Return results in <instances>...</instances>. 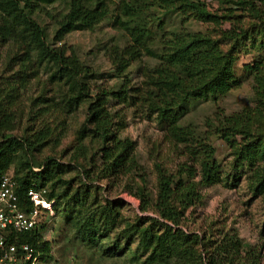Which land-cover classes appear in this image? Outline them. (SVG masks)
Segmentation results:
<instances>
[{
	"label": "trees",
	"instance_id": "trees-1",
	"mask_svg": "<svg viewBox=\"0 0 264 264\" xmlns=\"http://www.w3.org/2000/svg\"><path fill=\"white\" fill-rule=\"evenodd\" d=\"M45 1L0 0V176L11 175L20 208L30 210L27 193L38 191L52 203L53 213L61 214L77 245L106 259L123 257L120 239L129 245L136 237L135 249L127 248L126 264H259L260 251L245 245L236 228L212 225L199 236L183 223L189 208L201 201L199 190L220 180L213 136L228 145L236 178L243 177L264 206V0H217L214 10L210 0H117L113 24L127 41L106 50L122 81L117 90L93 84L94 72L60 44L67 34L92 30L104 20L109 0H69L51 37L35 18ZM156 11L178 14L182 24L199 21L210 30L181 25L165 33ZM251 50L257 54L242 71L252 84L253 105L228 115L218 112L200 133L192 125H181L190 101L217 99L241 86L234 66ZM145 56L155 64L144 68L141 80L132 85L126 73ZM43 70L48 74L40 85ZM32 80L41 91L25 98ZM114 100L151 114L183 159L175 172L155 161L153 198L134 141L118 134L124 122L113 110ZM81 106L85 119L69 146L60 149L67 137L66 117ZM124 179L123 187L139 199L140 211L150 210L154 216H137L113 234L123 203L104 196L99 183L113 187ZM44 231L41 224L22 233L5 230V236L9 243H28L38 259L48 260L53 242L44 239Z\"/></svg>",
	"mask_w": 264,
	"mask_h": 264
},
{
	"label": "rangeland",
	"instance_id": "rangeland-1",
	"mask_svg": "<svg viewBox=\"0 0 264 264\" xmlns=\"http://www.w3.org/2000/svg\"><path fill=\"white\" fill-rule=\"evenodd\" d=\"M69 0H48L41 3L40 11L35 15L36 20L46 28L49 36H52L55 23L67 11ZM117 0H109V13L107 17L98 23L92 30H76L67 34L62 43L70 50L74 51L80 61L94 72L96 86L117 90L121 84V78L115 76L114 69L106 55V50L113 44L123 46L127 41L124 32L115 28L114 11ZM209 8L218 7L217 0L209 1ZM163 22L165 33L179 29L181 25L191 31H208L206 25L196 20H189L182 24L178 14L156 11ZM155 26V24H154ZM153 26V27H154ZM157 26L155 28V31ZM162 32V31H161ZM164 33V34H165ZM160 32L157 35L159 36ZM58 44V45H60ZM257 52L251 50L250 53H242L238 62L234 66L236 76L243 79L242 65L248 63L256 56ZM155 59L144 57L142 61L132 63L126 76L132 85H136L141 80V74L147 66H153ZM48 72L43 70L39 74L40 85L46 79ZM35 80L31 81L29 91L25 98L32 97L41 91V86ZM250 78L243 79L239 88L231 90L225 96L214 99L211 96L190 101L188 112L181 118V125H192L198 133L206 130V121L213 119L218 112L224 111L226 115L239 111L247 106L253 105V93L251 90ZM49 89V88H48ZM113 110L121 116L124 128L118 132L120 137H129L135 143L136 160L143 168L145 176V187L153 198L156 187L155 161H161L169 172H175L177 165L183 160L178 156L177 148L163 137L160 128L154 117L142 108H134L128 102L118 103L114 100ZM67 137L59 147L69 146L71 136L83 123L85 110L81 106L76 112L66 117ZM211 143L215 148V159L220 163V180L213 185L202 187L200 194L201 201L189 208L185 213L184 229L193 231L199 236L207 232L209 226L216 229L225 227L236 228L239 236L245 245L251 244L260 251L259 264H264V206L258 197H254L249 191L246 180L243 177L236 178V172L232 167L233 159L228 145L216 136L211 137ZM45 153V151H44ZM41 153L40 156L44 155ZM38 156V154H37ZM66 161V160H64ZM158 161V162H159ZM10 169H13L11 167ZM73 173H69L71 175ZM134 183L139 181V173L134 175ZM126 179L119 184L109 187L106 181H101L99 186L101 193L108 199L122 201L120 204L121 220L118 229L113 234L120 233L122 229L133 223L137 216H154L148 210L141 212L139 209L140 201L135 196L129 194L124 189ZM46 189V188H45ZM45 225L42 232L44 239L52 240L51 258L48 260L41 258L38 264H126L127 248L133 251L137 244V238L132 237L130 244L126 245L125 238L120 239V250H123V257L114 258L101 257L97 250L89 252L87 248L77 245L72 233L63 226V219L60 213L52 211L47 215L39 217V225ZM111 234L113 240L114 236ZM126 246V247H125Z\"/></svg>",
	"mask_w": 264,
	"mask_h": 264
},
{
	"label": "built area",
	"instance_id": "built-area-1",
	"mask_svg": "<svg viewBox=\"0 0 264 264\" xmlns=\"http://www.w3.org/2000/svg\"><path fill=\"white\" fill-rule=\"evenodd\" d=\"M28 197L32 208L24 211L18 204L14 182L10 174L0 176V264H38V254L28 243H9L5 230L27 232L39 225L41 208L52 213L51 202H46L34 189H29Z\"/></svg>",
	"mask_w": 264,
	"mask_h": 264
}]
</instances>
